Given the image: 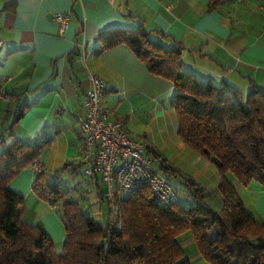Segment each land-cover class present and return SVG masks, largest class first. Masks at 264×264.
I'll use <instances>...</instances> for the list:
<instances>
[{
    "label": "crops",
    "instance_id": "crops-1",
    "mask_svg": "<svg viewBox=\"0 0 264 264\" xmlns=\"http://www.w3.org/2000/svg\"><path fill=\"white\" fill-rule=\"evenodd\" d=\"M208 2L0 0V86L10 94L8 101L0 102V153L15 139L40 145L38 159L49 182L64 179L74 196L75 190L80 196L93 194L106 207L109 200L99 176L83 173L76 123V116L85 111L90 76L97 74L105 83L106 117L122 120L130 137L146 141V155L157 168L163 160L212 192L218 204V170L178 136L172 82L148 70L126 46L99 49L108 31L143 25L166 48L180 45L183 69L199 80L225 81L243 93L254 86L264 88V0H222L216 8ZM67 11L68 27L61 35L57 14ZM18 110L22 114L14 121ZM165 173L177 179L176 186L185 187L181 175ZM35 175L27 167L10 182L25 199L23 212L47 203L32 191ZM232 182L244 206L264 221V185ZM58 206L59 213L48 212L36 222L53 240L48 222L63 241ZM185 239L192 240L189 235Z\"/></svg>",
    "mask_w": 264,
    "mask_h": 264
},
{
    "label": "trees",
    "instance_id": "trees-1",
    "mask_svg": "<svg viewBox=\"0 0 264 264\" xmlns=\"http://www.w3.org/2000/svg\"><path fill=\"white\" fill-rule=\"evenodd\" d=\"M100 41V50L130 48L148 70L172 82L178 136L218 170L220 201L215 204L212 192L162 160L154 166L167 178L165 172L181 175L188 203L178 198L163 207L142 185L117 192L97 220L83 212V199L40 170L33 193L61 207L65 237L57 252L40 222L22 220L25 199L10 182L38 158L40 145L15 139L0 153V264H191L179 239L186 233L208 264H264V221L244 206L232 182L264 185V88L243 93L225 81L199 80L183 69L180 45L166 48L143 25L110 30Z\"/></svg>",
    "mask_w": 264,
    "mask_h": 264
},
{
    "label": "built area",
    "instance_id": "built-area-1",
    "mask_svg": "<svg viewBox=\"0 0 264 264\" xmlns=\"http://www.w3.org/2000/svg\"><path fill=\"white\" fill-rule=\"evenodd\" d=\"M57 19L59 33L63 35L68 27L69 12L57 14ZM104 92L103 78L91 74L90 85L84 95L85 111L76 116L82 144L83 173L90 178L99 176L105 186V196L110 202L117 192H130L144 185L159 205L170 206L178 199V188L146 155V141L130 137L122 120L106 117L103 108ZM9 99L10 94L0 86V102ZM41 167L40 160L34 158L30 168L38 172Z\"/></svg>",
    "mask_w": 264,
    "mask_h": 264
},
{
    "label": "rangeland",
    "instance_id": "rangeland-1",
    "mask_svg": "<svg viewBox=\"0 0 264 264\" xmlns=\"http://www.w3.org/2000/svg\"><path fill=\"white\" fill-rule=\"evenodd\" d=\"M168 179L179 190L178 201L181 203H188L189 202L188 199H189L190 195L187 194L185 187L179 188L178 186H176L173 183V182H177V179L175 177H169ZM63 181H64V179H63ZM63 181L60 180V182L59 181L58 182L61 183L65 188L70 189L71 185L68 184L67 182H63ZM78 198L84 200V202H81V205H80L82 210L84 209L83 212H86L88 215L93 216L97 220H102L105 217V210H106L105 208L106 207L104 205L101 207L100 203L99 204L97 203V200L95 199L93 194L85 193V195H83V196H80V194H79ZM58 205L59 204L52 206V205H49L48 203H45V207H40L37 210H34L32 207H27L24 209V212L22 213V220L24 222L33 223V222L38 221L39 217H42L44 219L45 218L44 215H46L48 212H58V210L60 209ZM46 223H47L48 227H50V229H52V233L54 232V234H53L54 239L52 240V242L54 244L55 250L57 252H59L61 250L62 240L57 239V235L55 234L56 228L51 227L48 222H46ZM186 234L188 235L189 233H186ZM186 234L182 235L179 239H180V244L183 247L188 259L191 262V264H208L199 255L193 241L190 239L189 242H187V240L184 237V236H186ZM189 236H190V234H189Z\"/></svg>",
    "mask_w": 264,
    "mask_h": 264
}]
</instances>
